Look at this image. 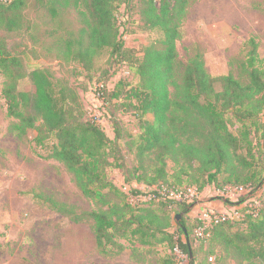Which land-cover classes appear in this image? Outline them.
<instances>
[{
  "label": "trees",
  "instance_id": "16d2710c",
  "mask_svg": "<svg viewBox=\"0 0 264 264\" xmlns=\"http://www.w3.org/2000/svg\"><path fill=\"white\" fill-rule=\"evenodd\" d=\"M130 1L48 0L47 10L55 17L60 6L83 8L79 9L83 16L76 35L64 40L66 56L90 69L93 58L108 49L117 60L118 57L128 60L138 77L137 85L127 92V98L131 99L128 105L134 109L140 128L132 141L136 156L132 177L150 189L144 192L132 188L128 193L119 189L107 174L108 168L122 166L115 156L120 153L119 133L116 131L114 138H109L100 122L88 116L77 91L68 82L56 78L48 69L27 70L22 51L12 45L11 36L23 28L28 31L29 21L24 11L29 0L0 2V95L7 116L16 120L12 128L19 134L35 131L33 140L37 145H44L52 137L55 142L47 157L67 167L84 197L104 206L80 214L67 209L73 206L56 208L75 222L91 218L100 252L109 254L113 246L118 252L123 250L124 245L116 239H124L131 246L167 242L192 262L198 221L192 217L188 228L183 214L190 213L191 203L168 196L169 191L187 190L192 183L182 184L176 173L169 174L170 160L178 170L197 165L203 172L204 179L195 188L198 193L206 184L218 189L238 185L260 189L261 205L257 214L215 225L202 239L221 241L225 250L237 252L245 264H264V189L261 188L264 176L251 172L242 178L234 176V182L229 177L224 182L218 181V175L230 170L233 160L249 168L256 159L252 152V133L258 134L256 146L264 161V119L260 117L264 113V58L258 57L256 43L249 38L245 42L249 50L244 63L247 82L230 73L211 76L199 53L182 63L176 41L180 39V25L190 0H137L144 27L158 30L161 38L148 44L141 57L132 59L131 50L124 48L118 17L120 6L129 5ZM25 77L33 90L19 89L18 81ZM216 81L221 84L219 90L214 86ZM106 90L105 85L96 87L97 96L103 102L105 95L119 97L117 88ZM146 114H151L152 120L145 118ZM241 149L246 153H238ZM169 177L175 180L168 181ZM161 187L168 193L159 194ZM148 192L154 193L155 198L138 205L128 200L129 195ZM152 204L160 208L155 209ZM163 207H176L174 215L181 214L172 230V222ZM158 210L164 213L160 215ZM239 224L245 226L232 233L226 231Z\"/></svg>",
  "mask_w": 264,
  "mask_h": 264
},
{
  "label": "rangeland",
  "instance_id": "374dc122",
  "mask_svg": "<svg viewBox=\"0 0 264 264\" xmlns=\"http://www.w3.org/2000/svg\"><path fill=\"white\" fill-rule=\"evenodd\" d=\"M47 6L48 0H29L24 11L29 21L28 31L23 28L13 32L12 45L22 51L27 70L36 67L48 69L56 78L74 87L88 116L100 122L109 138L113 139L119 133L117 144L120 153L115 156L122 166L108 168V177L123 191L135 188L147 192L150 188L132 177L136 165L132 141L140 128L134 109L128 105L131 99L127 98V92L137 85L138 77L129 67L128 60L120 57L117 60L108 49L93 58L90 69L66 56L64 40L76 35L83 16L79 9L83 8L60 6L57 16L51 17ZM118 17L124 48L131 50L129 55H134L132 59L141 57L148 44L161 38L158 30L144 27L138 14L137 0L121 5ZM180 33V39L176 41L179 61L185 63L189 57L199 53L211 76L230 73L247 82L244 63L249 50L245 42L249 38L256 43L258 57L264 58V0H190ZM262 65L264 67V63ZM97 85H105L106 91L117 88L119 97L105 95L103 102L97 96ZM1 86L0 76V91ZM214 86L216 90L221 88L219 81ZM18 87L25 91L33 90L26 77L18 81ZM144 117L152 120L151 114ZM260 117L264 119L263 112ZM232 120L235 121L234 118ZM14 121L7 116L6 105L0 95V264H245L237 252L225 250L221 241L201 237L193 242L191 263L186 255L174 251L167 242L131 246L124 239H116L124 245L123 250L118 252L113 246L109 254L100 252L92 229L93 220L88 217L75 222L56 208L73 206L67 209L80 214L97 211L104 206L84 197L67 167L47 157L55 142L52 137L46 139L44 145H37L33 140L36 132L28 130L19 134L12 128ZM251 136L256 159L249 168L233 160L230 170L218 175V181L224 182L228 177L232 181L234 176L242 178L251 172L264 176L263 157L256 146L258 134L252 133ZM238 153L244 154L246 150L241 149ZM181 169L178 170L168 160L169 174L176 173L182 184L192 183L188 189L195 196L194 189L202 183L203 172L197 165ZM172 180L175 177H169L168 181ZM262 181L261 188L264 189V177ZM213 187L212 184L204 185L195 199L204 205L218 200ZM152 207L160 208L157 204H152ZM164 212L173 224L170 230L174 229L181 214L176 219V207L166 208ZM164 212L158 210L157 213L162 215ZM192 216V211L188 215L183 214L188 228L191 227ZM244 226L239 224L226 231L232 233Z\"/></svg>",
  "mask_w": 264,
  "mask_h": 264
},
{
  "label": "built area",
  "instance_id": "2783aa9c",
  "mask_svg": "<svg viewBox=\"0 0 264 264\" xmlns=\"http://www.w3.org/2000/svg\"><path fill=\"white\" fill-rule=\"evenodd\" d=\"M152 188L156 189V187ZM213 191L218 200L209 201L206 203L207 205L195 199L198 192H195L194 196L193 193H189V189L171 190L168 193L164 187H161L159 194L168 193L170 198L191 203L192 217L198 221L195 229L196 238H204L208 235V230L211 227L222 222L239 220L247 214H257L261 205L260 189H253L248 185L225 186L221 189L213 187ZM125 192L128 193V191ZM153 198H155V194L148 192L146 194L129 195L128 200L130 203L138 205ZM158 199L156 198V200ZM233 201L234 203H232Z\"/></svg>",
  "mask_w": 264,
  "mask_h": 264
},
{
  "label": "water",
  "instance_id": "95a60500",
  "mask_svg": "<svg viewBox=\"0 0 264 264\" xmlns=\"http://www.w3.org/2000/svg\"><path fill=\"white\" fill-rule=\"evenodd\" d=\"M179 216H180V215H179V214H177V215H176V219H178V218H179Z\"/></svg>",
  "mask_w": 264,
  "mask_h": 264
}]
</instances>
